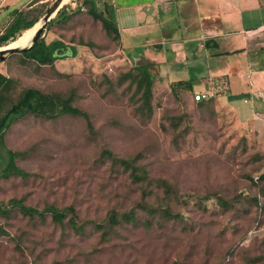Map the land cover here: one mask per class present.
Here are the masks:
<instances>
[{"label":"rangeland","instance_id":"rangeland-1","mask_svg":"<svg viewBox=\"0 0 264 264\" xmlns=\"http://www.w3.org/2000/svg\"><path fill=\"white\" fill-rule=\"evenodd\" d=\"M51 3L38 1V12ZM65 11L41 36L73 45V57L37 66L13 53L0 62L19 89L38 88L84 113L26 115L5 131L21 174L0 177V264H264V116L236 109L222 99L228 91L199 104L191 91L154 80L144 102L117 40L85 4ZM142 200L147 206L135 208ZM48 206L73 213L56 222ZM130 209L135 220L104 236L91 223Z\"/></svg>","mask_w":264,"mask_h":264},{"label":"crops","instance_id":"crops-1","mask_svg":"<svg viewBox=\"0 0 264 264\" xmlns=\"http://www.w3.org/2000/svg\"><path fill=\"white\" fill-rule=\"evenodd\" d=\"M31 1L0 0V31L12 10ZM110 2L118 60L144 67L157 84L192 79L195 91L225 76L228 92L221 98L248 116H264V5L258 0Z\"/></svg>","mask_w":264,"mask_h":264},{"label":"trees","instance_id":"trees-1","mask_svg":"<svg viewBox=\"0 0 264 264\" xmlns=\"http://www.w3.org/2000/svg\"><path fill=\"white\" fill-rule=\"evenodd\" d=\"M38 1L40 0H32L30 4H28L31 5L30 7L20 8L18 10L14 9L10 12L8 20L5 22L2 30L0 31V46H4L10 41H13L18 36V34L25 32L27 29H30L37 23L41 15V12H38ZM42 2L50 1L42 0ZM95 3L96 0H73L72 3H69L68 8L61 6L56 11L54 17L49 19L47 25L53 23L59 25L63 23L68 17V13H66L65 10L69 9L70 11L68 12H72L74 10H83L85 4L88 15L99 22L100 26L105 31V34L118 40L111 2L103 3L101 10L96 8ZM41 34L42 32H40L36 38L33 46L19 52L18 55L28 61L33 62L37 66H51L56 60L74 56L75 48L73 45L69 43H63V41L58 38L44 42ZM133 68L135 73L131 75V78L135 81L137 87L144 85L142 96L144 97L143 101L145 102L146 96L150 93L153 79L144 67L134 66ZM168 84L173 89L179 87L191 91V100L199 104L213 101L220 95H213L206 99L194 100L193 95L197 91L193 89L194 82L192 79L178 80ZM209 86H213L215 92L218 91L221 93H226L228 91V81L225 76L222 75L211 78L209 82L205 83L204 88ZM58 114L84 115L82 111L71 106L67 99L54 97L51 94L42 92L38 88L31 86L19 89L17 79L0 72V177L5 178L11 174H21V171L14 165V159L18 153L8 149L4 145V133L8 127L26 115L50 118ZM118 162L120 166H123V168L130 169L131 179H143V177L134 173L135 170L133 169L132 164L124 160H118ZM260 178H264V174L261 175ZM15 205L23 214L37 213L36 209L33 207L23 206L19 202H15ZM145 205L146 204L144 200H142L135 204V208L141 209ZM3 211V208L0 207V213ZM66 211L73 213L71 207L57 209L55 207L48 206L45 208V212H48L52 220L56 222H60L63 219ZM134 217L135 215L133 209L120 214L116 213V211H111L105 221L91 223L93 224L96 231H101L100 236H104L105 234L113 231V227L115 225H118L122 222H133L135 220ZM67 221L71 226H75V220L72 216L69 217Z\"/></svg>","mask_w":264,"mask_h":264},{"label":"water","instance_id":"water-1","mask_svg":"<svg viewBox=\"0 0 264 264\" xmlns=\"http://www.w3.org/2000/svg\"><path fill=\"white\" fill-rule=\"evenodd\" d=\"M58 2L59 0H53L51 5L49 7H47V9L43 12V14L41 15V23L39 24V26L37 27V29L34 31L33 35L30 37V40L28 42L27 45L22 46V47H0V62L7 56H9L10 54L13 53H19L21 51H24L28 48H30L31 46H33L36 38L38 37V35L40 34L44 24L46 22L49 21V19L53 16V14H55V12L57 11V9L60 7L58 6Z\"/></svg>","mask_w":264,"mask_h":264},{"label":"bare ground","instance_id":"bare-ground-1","mask_svg":"<svg viewBox=\"0 0 264 264\" xmlns=\"http://www.w3.org/2000/svg\"><path fill=\"white\" fill-rule=\"evenodd\" d=\"M68 0H59L58 2V6H61L62 4L66 3ZM39 26V20L37 21V23L31 27L30 29H27L25 31V34H23L22 40L21 42L8 46V47H22L28 44L30 37L33 35L34 31L37 29V27ZM1 49V48H0Z\"/></svg>","mask_w":264,"mask_h":264},{"label":"built area","instance_id":"built-area-1","mask_svg":"<svg viewBox=\"0 0 264 264\" xmlns=\"http://www.w3.org/2000/svg\"><path fill=\"white\" fill-rule=\"evenodd\" d=\"M43 1H46V0H43ZM49 1H53V0H49ZM260 1H261V3L264 4V0H260ZM216 93L220 94L221 92H218V91L215 92L214 87L213 86H209L207 88L202 89L199 92L194 93L193 98H194V100L206 99L208 97L216 95Z\"/></svg>","mask_w":264,"mask_h":264}]
</instances>
